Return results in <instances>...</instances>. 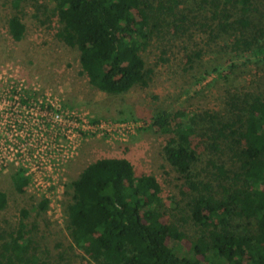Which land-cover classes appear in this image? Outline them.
Wrapping results in <instances>:
<instances>
[{
	"label": "trees",
	"instance_id": "obj_1",
	"mask_svg": "<svg viewBox=\"0 0 264 264\" xmlns=\"http://www.w3.org/2000/svg\"><path fill=\"white\" fill-rule=\"evenodd\" d=\"M24 1L13 4L19 8ZM53 1L62 24L57 37L79 51L90 85L112 95L149 86L154 69L147 66L143 51L157 31L169 26L188 31L193 24L184 26L189 18L179 11L181 0ZM202 3L203 26L237 36L235 44L256 56L264 53L262 28L244 39L254 25V0ZM9 31L16 41L24 38L26 25L19 15L9 19ZM230 101V121L208 113L194 115L185 124L164 111L153 115L148 125L166 136L165 157L192 191L186 202L190 218H166L155 175H138L127 158L101 157L66 184L64 204L73 244L96 264H264V91L247 93L241 100L232 96ZM199 123L202 131L197 130ZM201 147L208 154L206 171L199 170ZM226 154L234 170L227 167ZM208 165L214 172H208ZM11 180L18 193L27 192L23 168L15 167ZM8 201L0 189V211ZM36 204L39 213H47L46 199ZM21 213L18 230L2 244L0 264L38 263L30 237L24 236L30 210ZM181 223L200 232L184 255L176 248L186 237Z\"/></svg>",
	"mask_w": 264,
	"mask_h": 264
},
{
	"label": "rangeland",
	"instance_id": "obj_2",
	"mask_svg": "<svg viewBox=\"0 0 264 264\" xmlns=\"http://www.w3.org/2000/svg\"><path fill=\"white\" fill-rule=\"evenodd\" d=\"M181 1L179 11L189 18L184 26L190 21L193 24L188 31H176L174 26H169L155 33L148 49L143 51L147 66L154 69L149 86H136L124 94L112 95L90 85L82 72L79 51L57 37L62 24L53 0H26L19 8H15L13 0H0V88L1 96L6 98L3 106H9V95H14L11 86H27L30 90L36 86L40 88L39 98L44 99L48 92L62 107L84 108L98 117H138L150 124L153 115L166 111L176 122L185 124L194 115L206 117L208 113L230 121L234 117L232 96L241 100L247 93L264 91V53L256 56L235 44L237 36L203 26L206 21L203 0ZM253 7L254 25L245 31L244 39L259 28L264 30V0H254ZM13 15H19L26 25L21 41L14 40L9 31V19ZM207 71L212 72L206 74ZM3 111L6 113V108ZM201 124L197 125L198 131H202ZM12 130L8 124L0 127V138H4L0 141V189L9 199L6 208L0 211V249L10 239V234L18 230L22 209L28 208L30 214L25 220L24 236L32 241L37 264H96L73 244L65 204L61 215L57 216L51 207L47 213H39L38 199L32 191L18 193L14 189L11 180L15 169L12 160L15 155L11 151L14 143L5 140ZM165 144L166 136L149 126L131 136L126 145L89 139L83 143L79 155L67 162L68 182L98 158H127L138 175L147 173L158 178L166 203V218L180 222L181 218H190L186 202L192 191L166 159ZM200 149L199 170L206 171L208 154L203 147ZM225 159L227 167L234 170L228 154ZM208 166V172H214L212 165ZM173 201L177 203L175 208ZM181 224L186 237L176 242V248L184 255L200 232L189 224Z\"/></svg>",
	"mask_w": 264,
	"mask_h": 264
},
{
	"label": "built area",
	"instance_id": "obj_3",
	"mask_svg": "<svg viewBox=\"0 0 264 264\" xmlns=\"http://www.w3.org/2000/svg\"><path fill=\"white\" fill-rule=\"evenodd\" d=\"M11 88L14 95H9V106H3L6 98L0 92V127L8 124L13 128L5 140L14 143L15 167L23 168L28 190L37 199H46L57 216L63 214L67 162L79 155L83 143L97 138L126 145L149 124L142 119L104 118L84 108L62 107L48 92L44 99L39 98L36 86L33 90L27 86Z\"/></svg>",
	"mask_w": 264,
	"mask_h": 264
},
{
	"label": "flooded vegetation",
	"instance_id": "obj_4",
	"mask_svg": "<svg viewBox=\"0 0 264 264\" xmlns=\"http://www.w3.org/2000/svg\"><path fill=\"white\" fill-rule=\"evenodd\" d=\"M0 92H1V88H0ZM2 99L0 98V101H1Z\"/></svg>",
	"mask_w": 264,
	"mask_h": 264
}]
</instances>
